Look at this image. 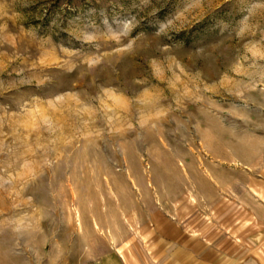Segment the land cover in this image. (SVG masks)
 Returning a JSON list of instances; mask_svg holds the SVG:
<instances>
[{"label":"rangeland","instance_id":"rangeland-1","mask_svg":"<svg viewBox=\"0 0 264 264\" xmlns=\"http://www.w3.org/2000/svg\"><path fill=\"white\" fill-rule=\"evenodd\" d=\"M263 166L264 0H0V264L93 261Z\"/></svg>","mask_w":264,"mask_h":264},{"label":"crops","instance_id":"crops-1","mask_svg":"<svg viewBox=\"0 0 264 264\" xmlns=\"http://www.w3.org/2000/svg\"><path fill=\"white\" fill-rule=\"evenodd\" d=\"M246 174L230 202H206L198 214L157 208L135 239L110 243L82 264H264V166Z\"/></svg>","mask_w":264,"mask_h":264}]
</instances>
